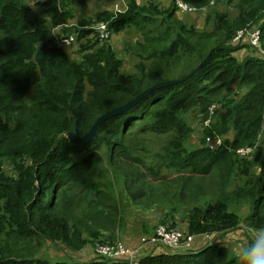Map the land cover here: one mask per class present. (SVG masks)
<instances>
[{
    "label": "trees",
    "instance_id": "16d2710c",
    "mask_svg": "<svg viewBox=\"0 0 264 264\" xmlns=\"http://www.w3.org/2000/svg\"><path fill=\"white\" fill-rule=\"evenodd\" d=\"M184 1L203 8L212 0ZM224 1L233 4L235 15L211 9L206 22L213 20L214 28L199 31L175 16L174 3L156 0H127L123 11L105 9L74 25L75 4L89 0H34L40 8L35 17L29 0H0V264H244L252 232L245 230L248 241L238 242L237 250L236 242L222 238L242 224L264 230V0ZM103 20L112 37L127 29L141 34L126 46L140 58L134 72L123 73L124 60L109 40L99 41L84 28ZM255 25L261 29L260 47L248 37L233 41L238 30ZM71 34L75 40L63 44ZM74 45L77 52H70ZM245 48L249 53L239 57ZM209 52L193 76L157 88L105 120L87 145L67 138L76 128L88 132L101 115L156 83L190 72ZM211 105L212 123L193 146V122ZM149 133L166 137L157 154L160 165L146 167L140 151H149L144 144ZM216 135L226 145L206 148L204 137ZM245 147L254 152L239 156L237 149ZM161 168L177 173L180 189L154 202L168 209L156 225L180 230L183 243L195 236L192 246L173 250L175 255L152 244L133 259L100 256L96 242L116 241H106L111 235L99 228L118 231L126 223L121 183L134 201L145 204L155 192L144 185ZM211 173L222 185L220 195L209 193L205 183L199 189L197 178ZM234 174L246 181L226 191ZM240 203L247 208L244 217L235 208ZM146 229L151 235L156 226ZM47 242L72 252L90 249L92 258L52 262L43 256L50 253Z\"/></svg>",
    "mask_w": 264,
    "mask_h": 264
},
{
    "label": "rangeland",
    "instance_id": "374dc122",
    "mask_svg": "<svg viewBox=\"0 0 264 264\" xmlns=\"http://www.w3.org/2000/svg\"><path fill=\"white\" fill-rule=\"evenodd\" d=\"M120 0H89V2L85 6H80L79 4H75V17L70 21V25L78 24L80 20H82L85 17H91L95 15L97 12L108 9L113 11V5L115 2H118ZM139 2H146L148 0H138ZM157 2L163 4V5H170L171 3L168 1V4H166L162 0H156ZM29 4L32 6V13L31 16L35 17L39 15L40 8H37L34 5V0H29ZM211 9H218L220 11H227L229 10L232 15H235V10L233 7V4H227L224 0H220V3H218L217 0H214V2L210 3L209 6H205L203 10H199L197 12H181L177 11V14L175 16L183 19L188 24H193L196 26V28L199 31L204 30H212L214 28V22L213 20L206 22V18L208 16V13L211 11ZM141 38V34L138 32H135L133 29H127L126 31L121 32L120 34H114L113 37H110L109 42L113 45V48L117 51L118 55L124 60L123 64V73H132L135 70H137L136 65L140 62V58L133 53H129L126 51V46L132 43H135L138 39ZM78 45H74L73 48L69 49L71 52H77ZM249 53L248 48L242 49L241 52L236 53L239 57H244ZM76 57V55H74ZM150 63V62H149ZM184 68H181L179 70L173 71L172 75L178 76L183 72ZM195 129V139L193 142V146L198 143L199 138H201L202 131L201 128H204L203 126V118L201 117L199 120H196L193 122ZM138 132V131H137ZM166 137L165 135H161L158 133H149L146 141L144 144L147 145L149 151H140V156L143 157V160L145 161V166L148 167L152 163L157 165L158 164V152L162 148L163 138ZM261 140L264 142V132L262 133ZM108 166V164H107ZM145 175L147 176V172L145 170ZM177 173L163 169L161 168L158 170V174L153 177V182L144 185L149 186V191L153 190L155 192L154 199L151 201V198L145 197V199H149V201L145 204L139 203L137 201H134V198L130 193H127V190H125V183L122 182L120 187L123 189L125 199H121V205L119 206L122 211H124L126 215V223L123 226V228H116L118 231H112V229H108L107 226L102 225L98 231H108L106 232L107 235H111L110 240L106 241H121L122 243H125L126 245L133 246L136 245L138 242L141 244V237L146 235V228H149L151 230V226H157L156 224L159 223V217L162 216V212L168 210L164 209V207L161 204L154 203L156 200H159L158 198L162 196H168V194H164V192L169 191L170 195L175 192L177 189H180L179 186L176 185V177ZM148 177V176H147ZM199 189L200 186H202L205 190L209 193H212L213 196L220 195L222 191V185L217 183L218 177L211 173L208 176H199L197 178ZM246 181V179L238 174H234L232 178L230 179V186L226 191H231L232 189L236 188V186L243 184ZM205 183V186H204ZM153 185L152 187L150 185ZM173 191V192H172ZM200 193V191H199ZM189 196H184L186 201L190 200ZM152 206V207H151ZM234 207V206H233ZM232 206L230 208H233ZM236 209L239 210L242 217H244L247 214V208L243 203H240V205ZM104 215H107L105 213ZM246 229H249L252 234H255L257 232L253 231L251 228H247L245 224H242L241 228L235 232H232L228 234L227 236L222 238V241L224 243H230V242H236L233 243V246H235V249L237 250L240 246L238 242L246 243L248 241L247 234L245 232ZM96 231V229L94 230ZM219 235L217 236V238ZM114 238V239H113ZM97 243V242H96ZM45 249L49 251L50 253L47 254L44 252V257L51 260L52 262L56 261H73V260H88L92 258V251L84 250L82 252H72L71 250H68L63 245L58 244H52L51 242H47L45 245ZM173 251V250H172ZM175 252V251H174ZM53 254H56L55 256ZM95 257V255H93Z\"/></svg>",
    "mask_w": 264,
    "mask_h": 264
},
{
    "label": "built area",
    "instance_id": "2783aa9c",
    "mask_svg": "<svg viewBox=\"0 0 264 264\" xmlns=\"http://www.w3.org/2000/svg\"><path fill=\"white\" fill-rule=\"evenodd\" d=\"M170 3H174L179 11L181 12H197L199 10H203V8H198L196 6L190 5L189 3L185 2L184 0H169ZM212 3L214 0L211 1ZM127 7V0H120L115 2L113 5L114 12H120L126 9ZM68 26V25H65ZM63 28L61 25L58 31ZM84 28L91 29L99 39V41H107L112 37V31L109 27V23L106 21H98L94 22L91 25L85 26ZM57 31V32H58ZM75 34H71L69 37H63L62 43L65 45H70L75 40ZM245 37H248L250 44L254 47H260V39H261V29L259 26L255 25L251 28H244L237 31L235 37L233 38L234 42H241ZM215 111V106L211 105L208 107V111L206 114H202L203 118V126L204 128L210 126L212 123V115ZM206 115H210L209 117H205ZM203 129V128H201ZM203 145L210 149V150H217L224 147L225 141L224 138L216 135V136H208L204 137ZM254 149L250 147L239 148L237 149V154L241 157L250 156L253 153ZM195 236L188 237V241L186 240L183 243V234L178 229H171L165 224H158L156 229L151 235H144L141 237V244L131 247L122 243L121 241L115 242L113 244L107 243H100L97 242L95 244L96 252L102 257H110V258H121V257H129L133 259L137 254L141 253V249L145 245H152V244H162L169 248L170 250H175L180 247L183 248H190L192 245V241L194 240ZM207 238L210 235H206Z\"/></svg>",
    "mask_w": 264,
    "mask_h": 264
},
{
    "label": "water",
    "instance_id": "95a60500",
    "mask_svg": "<svg viewBox=\"0 0 264 264\" xmlns=\"http://www.w3.org/2000/svg\"><path fill=\"white\" fill-rule=\"evenodd\" d=\"M211 54H212V52H209L206 55V57L199 63V65L194 67L190 72L184 73V74H182V75H180V76H178L176 78H173V79L160 81V82L156 83L155 85L145 89L143 92L139 93L135 98H133L132 100L128 101L124 105H121L119 107H116V108H113V109L107 111L106 113L101 115L96 120V122L93 124V126L90 128V130L88 132H86L84 134H81L79 129L76 128L74 131H70V132H68L66 134L67 138L70 141L76 143L80 147H83V146L87 145L88 143H90L91 141H93L97 137L98 130H99L101 124L105 120L110 119L111 117L116 116V115L120 114L121 112L131 108L139 100H141L142 98H144L150 92H152L153 90H155L157 88L174 85V84H177V83H180V82H183V81L187 80L188 78L193 76L201 68V66L204 64V62L209 59ZM167 250L173 255L177 254V252H174V251L170 250L169 248H167Z\"/></svg>",
    "mask_w": 264,
    "mask_h": 264
},
{
    "label": "clouds",
    "instance_id": "9594fccd",
    "mask_svg": "<svg viewBox=\"0 0 264 264\" xmlns=\"http://www.w3.org/2000/svg\"><path fill=\"white\" fill-rule=\"evenodd\" d=\"M242 256L244 264H264V230L253 234V242L243 250Z\"/></svg>",
    "mask_w": 264,
    "mask_h": 264
},
{
    "label": "crops",
    "instance_id": "0c3cea01",
    "mask_svg": "<svg viewBox=\"0 0 264 264\" xmlns=\"http://www.w3.org/2000/svg\"><path fill=\"white\" fill-rule=\"evenodd\" d=\"M204 242H205L204 239H201V242H200V243H201V244H204ZM138 243H139V242H138ZM201 244H200V245H201ZM160 245H162V244H160ZM200 245H199V247H200ZM162 246H163V245H162ZM163 248H164V247H163Z\"/></svg>",
    "mask_w": 264,
    "mask_h": 264
}]
</instances>
